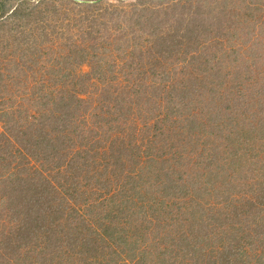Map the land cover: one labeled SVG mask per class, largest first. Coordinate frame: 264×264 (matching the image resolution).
<instances>
[{"label": "trees", "instance_id": "16d2710c", "mask_svg": "<svg viewBox=\"0 0 264 264\" xmlns=\"http://www.w3.org/2000/svg\"><path fill=\"white\" fill-rule=\"evenodd\" d=\"M8 1L0 0V22L5 21L1 28L7 27L8 33L1 43L12 53L21 79L0 72V122L5 130L0 133V195L21 219L8 230L0 222V264H63L67 256L70 262L78 258L75 264H239L245 257L243 245L253 244L246 240V227H261L259 233L264 234L263 222L248 224L243 216L250 211L245 205L264 207V173L260 180L258 173L250 179L255 200L234 198L232 203L229 179L234 173L240 175L235 179H245L242 170L255 166L248 168L242 148L259 149L264 142V80L254 78L239 88L237 80L229 78L227 88V70L196 65L195 54L187 58L188 47L201 43L196 35L212 27L195 19L199 3L178 6L182 0H169L149 8L143 5L139 12L156 14L157 27L149 19H136L128 24L133 27L121 32L125 26L114 19L121 9L113 4L62 0L57 9L43 8L48 0L32 7L29 0H20L16 7ZM83 9L95 16L86 20L89 14L78 15ZM62 16L64 21L82 19L54 30L53 22ZM101 25H107L106 38ZM71 26L75 28L70 34ZM173 63L180 64L179 73L193 75L190 80L184 77L190 82L182 95L186 106L192 102L197 108L180 118L181 131L189 135L171 128L169 115L178 109L172 106L169 113L167 107L182 100L173 90L179 92L177 78L164 80ZM50 71L59 86L55 94ZM7 79L14 89H26V105L30 100L48 105L52 100L55 113L42 114L45 121L39 126H27L19 117V102L7 96ZM250 108L257 111L249 113ZM96 161L99 169L94 168ZM173 161L180 168H169ZM158 162L168 165L171 177L159 171ZM141 163L145 169L135 179ZM202 176L212 182L210 194L199 186ZM84 181L92 182L89 186ZM94 185L112 189L106 206L90 199L96 192L87 195ZM141 185L150 190L141 192ZM165 199L169 201L164 204ZM128 214L140 233L133 245L119 225ZM108 239L127 252L126 257L111 256L114 251L105 254ZM205 249L207 254L202 253ZM212 251L218 254L216 260Z\"/></svg>", "mask_w": 264, "mask_h": 264}, {"label": "rangeland", "instance_id": "374dc122", "mask_svg": "<svg viewBox=\"0 0 264 264\" xmlns=\"http://www.w3.org/2000/svg\"><path fill=\"white\" fill-rule=\"evenodd\" d=\"M2 1V0H1ZM8 1V0H6ZM62 0H48L47 3H44L42 5L43 8H48L49 6L51 7H56L57 9L61 8V2ZM101 1L103 4H113L115 5L116 8H118L121 12L117 13V11H115V13L118 14V21L116 19V16H114L115 22H119L122 25H124L125 27L123 28V30L121 32H124L126 30H128L132 25H128L130 23H132L131 21L134 20L133 23H135L136 19H139L142 22H145L144 19H149V24L152 25L153 27H157L156 23H153L156 19H155V15L156 14H152L150 12H145L144 13H140L139 10L141 8V6H146V7H151L154 5H159V3L162 2H167L169 0H97V1H90L89 4L92 5V3H97ZM173 1H178V0H173ZM222 1H225L224 4H222ZM20 2V0H9L8 1V6H12V7H16V5H18ZM52 2V3H51ZM210 2V3H209ZM38 0H29V6L32 7L34 6V4H38ZM197 4L199 3V9L194 12L195 19L198 20V18L202 19L205 21V23L212 27L209 28L208 31L206 32H200L198 33V35H196V37H198V40L201 42L200 45L194 46L192 45L191 47L189 46L188 49V53H186L187 58H189L190 56L188 55L190 54H195L197 56V61L193 60L194 63L197 65V63L199 64H203L202 67H205V65L207 66H214L218 69H224V71L227 70V73L225 75V79L226 81L224 82L227 86V88H229V81L230 79H235L237 80V85H239V88H241L240 84H246V83H250L254 78H259L258 80L260 81V79L262 78V80H264V0H182V2L180 4H178V6H185L186 4ZM52 4V5H51ZM48 5V6H47ZM161 5V4H160ZM163 5H167L166 3H163ZM162 6V5H161ZM38 7V6H37ZM166 9H169V7L167 6H163ZM171 7L172 8H179L174 6V3H171ZM89 11V12H88ZM178 11V10H177ZM90 15L88 17H85L86 20L90 19L92 16L94 17L95 15H93L91 13L90 10L87 9H83L81 12H79L78 15ZM76 15V16H78ZM116 15V14H115ZM58 16V15H57ZM74 17L73 19H70V21H64L62 20V17H59V19L56 22H53L55 24L54 26V30H61L63 25H71L73 24V21L79 23L78 20L82 19V17ZM108 14L106 13V18H107V22L108 20ZM12 20V19H11ZM39 20V18H38ZM62 20V21H61ZM86 20H83V22H85ZM125 20V21H124ZM152 22H151V21ZM5 21H2V23L0 22V72H2L4 75L5 74H10V75H15L17 78L21 79V75L19 70L15 68V62L13 61V59L11 58V54H10V50L8 47H6V49H2V41H4V39H7L8 33L6 31V28L4 27L3 29L1 28V25L4 23ZM67 22V23H66ZM75 22V24L77 25V23ZM213 22V23H211ZM216 23V24H214ZM81 24V23H80ZM95 24L98 27V23L95 22ZM107 24V23H105ZM75 25V26H76ZM104 25V24H102ZM101 25V26H102ZM74 26V28H75ZM214 26V27H213ZM78 26H76V28H78ZM74 28L69 27L67 30L71 33H73ZM107 28V25L100 27V32L102 33L103 37L106 38V35L104 34L105 30ZM20 29V28H19ZM48 29H51V27H49ZM167 30V29H165ZM28 32H25V36H27L29 39H32V35H27ZM143 35V34H142ZM64 37V38H63ZM62 37V41H64L63 39H65L67 37V34L64 33ZM144 37V35H143ZM3 38V39H2ZM67 41V40H65ZM60 42V41H59ZM16 43H14L13 45H16ZM71 45V44H70ZM115 46L113 45V48ZM14 48V47H13ZM109 48L111 49V47L109 46ZM130 49V48H128ZM198 49V50H197ZM13 50V49H12ZM195 50V51H194ZM182 51V50H180ZM14 58V57H13ZM186 58V59H187ZM181 60V59H179ZM183 61V59L181 60ZM175 68H174V65ZM171 70L169 71V75L166 77L165 82L170 83V82H174V79L177 78V82L174 83V85L176 84V87L179 88V92L175 89H173L175 92L180 93L181 95H177L180 96L181 99H179V101H177L176 103H172L169 104L168 102V107L167 109L170 111H172V106H174L177 110V112L172 113L171 116V128L172 130H174V132L176 133H180L182 132L180 128V126L182 125V120H180V118L183 117H187L189 114H191L192 112H194V110L197 108L196 105H193L194 103L190 102L191 104H188L186 106V95H182V92L184 91V89L188 86L189 82H186L184 80V77H188L189 80L193 77V75H189L188 71H183L182 73H179L178 71H176V69L178 70V65L180 66L179 63H173ZM170 66V65H169ZM182 66V65H181ZM232 66L231 69H229ZM78 70V69H77ZM46 71V69H42V72L44 73ZM207 71H203V73H206ZM52 74V76H51ZM50 79L53 83V93L55 94L57 93L59 90V86L56 83V76L55 74L50 71ZM23 78V77H22ZM230 78V79H229ZM10 85L9 86V91L10 94L6 92L8 98L11 97V94L15 97V101L19 102L18 103V108L17 110H19L20 112V118L22 119V121L25 124H28L27 126H33V125H37L39 126L40 124L44 123V119H42V114H49L51 113L50 111L53 112V114L55 113L53 111V101L51 100V103H49L48 105H42V103L40 105L37 104V101H33L30 100V104L29 106L25 104V100H24V91L26 90L25 88H22L21 90L19 89H14V83L10 80L7 79ZM230 84H232V81H230ZM232 87V86H231ZM23 90V92H22ZM15 93H14V92ZM51 90H47V92H49ZM229 93V91H228ZM171 95L173 94L172 92L170 93ZM232 97V95H231ZM4 98V97H3ZM2 98V100L4 101V99ZM184 98V100H183ZM188 101V100H187ZM10 103V101H7V104ZM250 112L252 113L256 110L255 109H251L250 108ZM257 111V110H256ZM177 113H181V116H176ZM174 114V115H173ZM257 116L259 115L261 117L262 113H260L258 111V113H256ZM35 116H38L41 118V120H37L34 119ZM202 120H205V116L203 114ZM3 122H0V133L1 132H5V130L3 129L4 126H2ZM197 125V124H196ZM195 125V126H196ZM199 129H201V127H199ZM195 132L197 131V129H194ZM186 135H189L188 132L186 133L185 131H183ZM182 132V134H183ZM9 135V138L12 140L15 139V136L13 133H9L7 132ZM187 136H185V142H187ZM264 141V139H263ZM168 148H166L167 150ZM243 151H245L246 155V159L248 162H246V165L248 166V168L250 167V165H255V166H251L250 169L244 168L242 170V174L245 175V179L239 177L238 179H235L238 175V173H232L233 177H230L229 179V186H231V189L229 190V195L231 196L232 199V203L234 201V198L240 199L239 202H242L243 200L247 201L246 199L250 198L255 200L256 196H257V191L253 190L254 188V182H251L250 179L255 176L257 173L259 174L258 176H256L257 178L262 179L263 173H264V142L263 143H259V149H247V147H243L242 148ZM99 161H96L94 164V168L99 169L101 167V164H98ZM7 164V162H6ZM140 166L137 167L134 171V175H135V179H137L141 173V171L143 169H145L144 165L141 163L139 164ZM159 171H161L162 173H164L166 176L170 175L171 177V172L168 170V165L166 163L160 164L158 162L157 164ZM9 167V166H8ZM177 167L180 168V166H177L174 164V161L172 163L169 162V168L172 169H177ZM178 168V169H179ZM185 168V166H184ZM187 169V168H186ZM94 170H92L93 173ZM192 171V170H190ZM94 174V173H93ZM184 176V180L186 181L187 179V173H183ZM236 176V177H235ZM240 176V175H238ZM175 177V175H172V179ZM93 179V178H92ZM93 181V180H92ZM91 181V182H92ZM84 182H88V181H84ZM88 182L89 186L91 185ZM198 183L201 189H203L204 187H206V190L208 188V193L210 194L211 192V188H212V182L209 183L207 182V180L205 179L204 176L200 177L198 179ZM95 188L91 189L90 192L87 193V195H89V193L91 192H96L92 195V197L90 198L91 200H95L96 202H104V206L107 205V203L110 202V199L112 198L111 194L113 193L112 189H110L109 187V192L107 191V189L105 188H99V186L97 187V185H94ZM85 189V186H83ZM97 190V191H96ZM138 190H140L141 192L145 193L146 191L148 192L150 189H148V187L142 186L141 185V189L138 188ZM87 189H85V191H83V194H86ZM85 192V193H84ZM86 195V196H87ZM222 197V196H220ZM207 200V202H211V198H205ZM218 199V198H217ZM220 199V198H219ZM115 200V199H114ZM118 202V201H114ZM154 199H151L150 201L153 202ZM169 201L167 199H165L164 204ZM60 205V204H59ZM166 207H163L162 209H165ZM171 208V207H169ZM244 208H249L248 211L244 216V221H246L248 224L253 222L254 220L259 221L260 223H264V207L260 206V210H256L254 206L249 207L248 205H245ZM59 209H64V207H60ZM168 209V208H167ZM83 209L80 210V212ZM186 211H188V209H185ZM20 212L23 213V209L19 210ZM248 217V219H247ZM177 218H183L181 216V214H178ZM20 219L21 216H17V213L11 208V206L9 205V203L7 204L6 200L4 199L3 196L0 195V222L7 225V230L13 228L14 226L18 225V223L20 224ZM125 218H121V222H119L120 227L126 232V236L127 237V241L128 244L133 245L132 240L136 241L135 238V234L139 233V229L137 227V224L135 222V220L129 216V214L127 215L126 219ZM137 219V218H136ZM138 221V220H137ZM137 227V229H136ZM261 227H246V240L247 241H251L253 244H249L248 242L245 243V245H243L242 248L245 249V257L243 259H241L239 261V264H264V234H260ZM140 234V233H139ZM260 234V235H259ZM132 237V238H131ZM157 240V239H156ZM246 242V241H245ZM137 246H140V248L142 247V242L141 240L137 241ZM212 248V246H211ZM103 249H104V253L107 255H110L113 251V255L117 254L118 256H120V258L126 257L127 252L125 251H121L119 247H117V244L113 241H110L109 239L107 241H105V244H103ZM203 254H207V250H203L202 251ZM70 254H73L72 252ZM137 254H138V250H137ZM147 254V253H146ZM150 254V253H149ZM208 254H209V249H208ZM136 255V254H135ZM148 255V254H147ZM168 255V254H167ZM216 254L215 252H210V256H212L213 258H216ZM137 256V255H136ZM70 257L67 256V258H63V264H75L74 261H78V258L76 259H72V262H70ZM120 258H118L117 260H119ZM152 258V256H151ZM67 262V263H66ZM70 262V263H69ZM117 263L119 264L118 261L114 262V264ZM169 263V262H168ZM191 264L187 261V263L183 262V260H175V264ZM131 264H134L133 262H131ZM170 264V263H169Z\"/></svg>", "mask_w": 264, "mask_h": 264}]
</instances>
